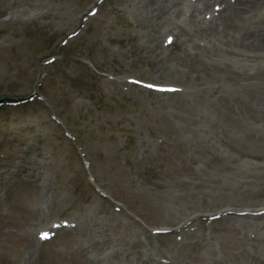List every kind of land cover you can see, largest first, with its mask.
I'll use <instances>...</instances> for the list:
<instances>
[{"label":"rangeland","instance_id":"1","mask_svg":"<svg viewBox=\"0 0 264 264\" xmlns=\"http://www.w3.org/2000/svg\"><path fill=\"white\" fill-rule=\"evenodd\" d=\"M134 5L0 0V264H155L147 257L159 254L173 264H264L229 229L211 231L208 245L166 234L169 190L192 163L181 124L148 87L159 61L139 52ZM13 8L23 14L9 19ZM169 51L170 69L215 79L206 59L175 43ZM210 202L198 195L195 207Z\"/></svg>","mask_w":264,"mask_h":264},{"label":"bare ground","instance_id":"2","mask_svg":"<svg viewBox=\"0 0 264 264\" xmlns=\"http://www.w3.org/2000/svg\"><path fill=\"white\" fill-rule=\"evenodd\" d=\"M133 2L140 19L139 52L159 61L150 85L161 91L168 115L181 124L192 163L169 190L160 222L174 227L166 234L173 240L197 236L196 242L208 245L211 231L229 229L250 246L251 258L264 263V196L259 195L264 192V0ZM22 14L13 8L9 19ZM173 43L183 55L216 67L215 79L167 67ZM249 79L253 82L240 84ZM228 81L236 89L227 90ZM228 99L232 108L220 109L219 102ZM198 195L211 202L196 208ZM112 251L109 244L105 254ZM147 259L173 264L164 254Z\"/></svg>","mask_w":264,"mask_h":264},{"label":"snow or ice","instance_id":"3","mask_svg":"<svg viewBox=\"0 0 264 264\" xmlns=\"http://www.w3.org/2000/svg\"><path fill=\"white\" fill-rule=\"evenodd\" d=\"M148 87H154V85H148ZM48 233L47 232H45V233H42V237L41 238H47L48 237Z\"/></svg>","mask_w":264,"mask_h":264}]
</instances>
